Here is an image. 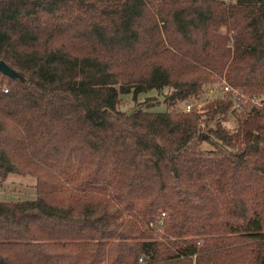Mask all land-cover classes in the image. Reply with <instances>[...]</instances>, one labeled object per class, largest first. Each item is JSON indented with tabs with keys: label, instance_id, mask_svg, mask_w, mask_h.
Listing matches in <instances>:
<instances>
[{
	"label": "trees",
	"instance_id": "16d2710c",
	"mask_svg": "<svg viewBox=\"0 0 264 264\" xmlns=\"http://www.w3.org/2000/svg\"><path fill=\"white\" fill-rule=\"evenodd\" d=\"M0 58V179L36 190L0 264H264V105L186 108L264 94V0H0Z\"/></svg>",
	"mask_w": 264,
	"mask_h": 264
},
{
	"label": "rangeland",
	"instance_id": "374dc122",
	"mask_svg": "<svg viewBox=\"0 0 264 264\" xmlns=\"http://www.w3.org/2000/svg\"><path fill=\"white\" fill-rule=\"evenodd\" d=\"M221 82H214L212 83L213 85L216 86L214 93L218 90V88L221 87ZM211 84V85H212ZM8 85L7 84V79L4 80V86ZM168 87H164L163 89L159 90L157 88H149L146 90H143L139 93L136 94V97L133 98L132 94H125V101L123 104V108H129L131 107L136 101H153L154 104L150 105L149 108L152 110H165L167 107L166 102L164 101V96L165 93L168 91ZM211 94L207 92H204L202 94V97L198 100L195 99H190L188 102H193L195 107L199 106L200 109V104L204 102V100L210 96ZM260 98L263 100V105H264V94L263 93H258ZM244 101V100H243ZM237 101L235 102L237 106ZM251 102H246L244 101L243 107L247 108L248 105H250ZM262 105V106H263ZM183 104H181V107ZM192 106V107H193ZM261 107V106H260ZM202 108V107H201ZM215 120H209L208 123L209 125H212ZM223 125L230 129L231 132L234 131L235 128V120L231 115H227L224 119H222ZM237 139V137H235ZM207 142H202L204 144L203 146H210L209 144H206ZM34 182V177L30 175H16V174H10L6 179L1 180L0 179V199H18V198H26V197H34L36 195V190L33 185ZM157 230H160V228H156Z\"/></svg>",
	"mask_w": 264,
	"mask_h": 264
},
{
	"label": "built area",
	"instance_id": "2783aa9c",
	"mask_svg": "<svg viewBox=\"0 0 264 264\" xmlns=\"http://www.w3.org/2000/svg\"><path fill=\"white\" fill-rule=\"evenodd\" d=\"M221 86L223 87L224 90L232 89V91L234 92L236 98L238 99L237 106L238 105L239 106H242L243 103H244V101H246V102H251L252 101V103L247 106L249 108H251V107H253V108H259L260 106L263 105V100H262V98H260V96L258 94H247V93H244L243 91L239 90L238 88L231 87L229 84H227L225 82V80H223V83H221ZM215 88H216V86L213 85L210 88V90H209L208 93H212ZM3 89L5 91H8L9 90V87L8 86H4ZM193 105H194L193 102H187L186 103V108L187 109H190V108H192ZM139 259L141 260V257H139ZM140 264H144V263L141 262Z\"/></svg>",
	"mask_w": 264,
	"mask_h": 264
},
{
	"label": "water",
	"instance_id": "95a60500",
	"mask_svg": "<svg viewBox=\"0 0 264 264\" xmlns=\"http://www.w3.org/2000/svg\"><path fill=\"white\" fill-rule=\"evenodd\" d=\"M0 70L10 76H21L20 72L8 64L4 59L0 58Z\"/></svg>",
	"mask_w": 264,
	"mask_h": 264
}]
</instances>
